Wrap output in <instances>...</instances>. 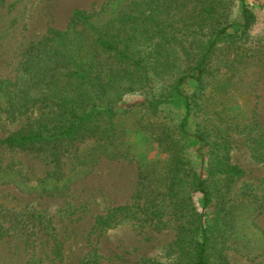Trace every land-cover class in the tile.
<instances>
[{
	"label": "rangeland",
	"instance_id": "374dc122",
	"mask_svg": "<svg viewBox=\"0 0 264 264\" xmlns=\"http://www.w3.org/2000/svg\"><path fill=\"white\" fill-rule=\"evenodd\" d=\"M245 1L246 41L218 43L189 108L175 85L221 27L241 40V0H109L86 21L0 0V139L96 110L72 140L0 143V264H194L200 223L211 261L264 264V0Z\"/></svg>",
	"mask_w": 264,
	"mask_h": 264
},
{
	"label": "trees",
	"instance_id": "16d2710c",
	"mask_svg": "<svg viewBox=\"0 0 264 264\" xmlns=\"http://www.w3.org/2000/svg\"><path fill=\"white\" fill-rule=\"evenodd\" d=\"M241 5H242V16H243V22L239 24L238 30H236V33L240 35L239 39L241 40H236V37L234 33H231L228 31V29L233 26V24H227L223 27H221L215 34L214 38L210 42L209 45L206 46L205 50L201 53V56L197 62V64L190 70V72L186 76H182L178 82L175 85L174 88V97L175 101L177 103H183L190 108L193 105V102L195 101L194 97L199 94V90H205V81L206 76L208 74H214L217 70L219 71L220 69L214 67L213 65H210L209 62L207 61L211 55L213 54V51L215 47L218 45V43H239L240 41L245 42L246 39L242 38L245 33L250 29V27L253 24L254 20V14L251 11L249 4L245 0H241ZM91 14H88V12L81 10V9H75L72 12V18L74 20L78 21H86ZM241 30L242 34H239L238 31ZM54 37L57 39H62L64 32L60 30H54L53 31ZM248 40V38H247ZM99 44L101 47H103L105 50H110V51H115V55L117 58L121 61H131L133 63L138 64L139 61L129 55L126 51H121L116 45L113 44L112 41L108 40L103 36L99 39ZM245 49L242 48V46L236 50V56L242 55L244 53ZM264 74L258 73L257 79H260ZM186 77H190L197 81V90L193 92L191 95H187L183 92L182 89V84L184 83V79ZM253 85V83H252ZM149 105H154L158 103H163V100H158V101H151V100H146ZM96 110H92L86 114H78L74 113L72 115V120L69 122L66 127L57 132L53 133L47 136H42L40 134L37 135H27L23 137H9L5 139H0L1 144H5L7 146H18L22 148H29L32 146L35 142L38 141H44V140H63V139H74L76 138V135H79L82 129V126L85 123H88L93 120V116ZM199 138L203 141H205V137H203L201 134L199 135ZM216 166V163H215ZM218 167V166H216ZM227 174L232 175V176H240L242 174V170L236 166L228 167L225 169ZM198 183L200 185H203L202 181L198 180ZM201 191L205 196V206L209 205L211 203V194L210 192L204 187L201 186ZM199 229L201 230L202 234V239L195 240L194 241V264H218L216 262H213L210 260L208 257V249H209V243L211 240V235L209 234L208 230L203 228V224L200 223ZM140 264H149L146 262H141Z\"/></svg>",
	"mask_w": 264,
	"mask_h": 264
},
{
	"label": "crops",
	"instance_id": "0c3cea01",
	"mask_svg": "<svg viewBox=\"0 0 264 264\" xmlns=\"http://www.w3.org/2000/svg\"><path fill=\"white\" fill-rule=\"evenodd\" d=\"M56 9L70 10L75 9L84 11H94L101 8L109 0H50Z\"/></svg>",
	"mask_w": 264,
	"mask_h": 264
}]
</instances>
